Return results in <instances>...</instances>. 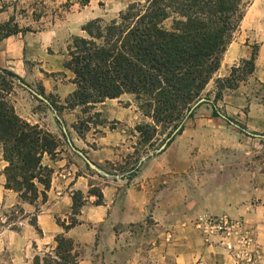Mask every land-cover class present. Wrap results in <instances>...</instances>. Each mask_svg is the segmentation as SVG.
Masks as SVG:
<instances>
[{"label":"crops","instance_id":"1","mask_svg":"<svg viewBox=\"0 0 264 264\" xmlns=\"http://www.w3.org/2000/svg\"><path fill=\"white\" fill-rule=\"evenodd\" d=\"M21 1L2 0L0 24L14 18ZM143 1L74 3L62 25L0 40V70L22 81H15L9 97L17 116L60 142L55 157L42 158L52 179L46 198L35 205L6 187L8 163L0 145V264L59 260L60 237L73 244L68 255L77 264H236L218 239L208 242L194 229L193 222L210 216L244 220L256 236V264H264V0L245 14L237 31L243 40L223 54L205 92L208 103L161 153L136 164L142 116L132 95L108 99L88 113L67 107L77 86L66 68V37L84 36L87 23L115 18ZM250 38L256 44L247 43ZM256 50L254 73L216 103V81ZM19 89L45 97L51 106L40 101L48 113L39 114L28 98H15ZM54 102L65 109L57 112ZM58 119L95 170L63 147ZM84 120L88 129L79 135L75 128Z\"/></svg>","mask_w":264,"mask_h":264},{"label":"trees","instance_id":"2","mask_svg":"<svg viewBox=\"0 0 264 264\" xmlns=\"http://www.w3.org/2000/svg\"><path fill=\"white\" fill-rule=\"evenodd\" d=\"M74 3L83 8L90 0H66L63 9L69 12ZM247 6L245 0H144L110 22L96 19L87 23L82 29L85 35L73 37L68 47L66 68L74 74L77 90L67 107L88 113L108 99L132 95L151 120V124L136 128L139 142L135 153L151 149L153 141L164 136L152 155L161 153L192 107L204 98V104L208 103L207 86L240 28ZM32 31L21 28L12 18L0 24V40ZM256 57L257 50L250 60L234 67L228 78L216 81V103L254 73ZM15 81L21 79L0 70V145L8 163L6 187L22 201L35 205L46 198L52 179V171L42 165V158L46 154L55 157L60 142L17 116L9 99ZM53 106L57 112L65 109L55 102ZM214 116L219 117L215 105ZM57 123L62 127L59 119ZM87 123L76 126L79 135L88 129ZM141 157L137 156L136 164ZM58 244L59 260L45 258L44 264H77L68 255L73 244L63 237L58 238Z\"/></svg>","mask_w":264,"mask_h":264},{"label":"rangeland","instance_id":"3","mask_svg":"<svg viewBox=\"0 0 264 264\" xmlns=\"http://www.w3.org/2000/svg\"><path fill=\"white\" fill-rule=\"evenodd\" d=\"M245 1L248 3L247 9H246L247 15L252 13L254 11V9L256 10L257 8H259V6H258L259 2H256L255 0H245ZM62 2H63L62 0H55V2H52L50 0H36L31 5V4H29V2L22 0L20 3L16 4L14 19L20 25L21 28L30 27L36 31L48 29L54 25H62V21L68 13L65 11V9H63L64 4H62ZM74 2H76V1H74ZM36 16H39L40 18H36ZM117 16L115 18H117ZM115 18L105 19V21L110 22ZM259 36H260L259 39L260 38L264 39V34L262 36L261 35H259ZM72 38L73 37H66L67 43L69 45L71 44ZM243 38H244V36L242 34H240V32H236L234 37H233L232 42H234V41L238 42L239 39L243 40ZM247 43L256 44V42L252 41L251 38L249 40H247ZM69 45H68V47H69ZM14 96H15V98L16 97L20 98V99L22 98L23 100L25 98L32 100L34 110L38 111L39 114L48 113L47 108L40 101V99L37 97L36 98L32 97V95L29 94L26 90L19 89L18 91L14 92ZM31 98H33V99H31ZM204 99H206V98H204ZM135 105L138 108V111L142 116V123L141 124H151V120L144 116V113L140 110L139 105L136 102H135ZM205 105L206 104H203L199 108H197L192 113V115L187 118L185 123L189 119H191L194 116V114H196V112ZM79 127H80V125H79ZM163 140H164V136L157 137L155 139V141H153V143H152L153 147L151 149H148V148H146L145 150L141 149L139 154L136 155V159H137V156H139V155H140V157L142 156V158L146 157L147 155L144 154L145 152L146 153L148 152L149 155L153 154L156 150H158L160 148ZM63 147L65 149H67V152H70V154H72L75 158H79L74 152H72V150L70 149V147L68 146V144L66 142L65 137H64ZM41 187H43V186H40V185L38 186L39 190L41 189Z\"/></svg>","mask_w":264,"mask_h":264},{"label":"built area","instance_id":"4","mask_svg":"<svg viewBox=\"0 0 264 264\" xmlns=\"http://www.w3.org/2000/svg\"><path fill=\"white\" fill-rule=\"evenodd\" d=\"M194 229L206 240L218 239L236 264H256L259 257L254 230L244 220L210 216L193 222Z\"/></svg>","mask_w":264,"mask_h":264},{"label":"water","instance_id":"5","mask_svg":"<svg viewBox=\"0 0 264 264\" xmlns=\"http://www.w3.org/2000/svg\"><path fill=\"white\" fill-rule=\"evenodd\" d=\"M38 98L44 103L47 104L48 106H51L49 101L43 97V96H38ZM207 100L206 99H202L199 102H197L192 109L190 110L187 118L197 109L199 108L201 105H203L204 103H206ZM186 118V120H187ZM224 118V117H223ZM227 121L230 122V124H232L233 126H237L234 122L228 120L227 118H225ZM185 120V121H186ZM185 121L178 127V129L173 133L172 137L167 141V143L163 146L162 150H164L168 144L178 135V133L180 132V130L183 128ZM62 130L64 132V135L66 137V142L69 145L70 149L72 150V152H74L79 158H81L90 168L92 169H96V167L94 166V164H92V162L87 158V156L84 154V152L78 150L74 144L72 143L70 137L68 136L67 130L65 127H62ZM262 138H264V136H261Z\"/></svg>","mask_w":264,"mask_h":264}]
</instances>
